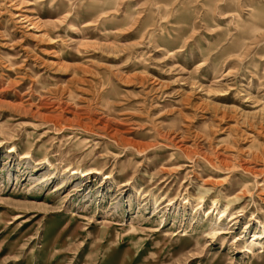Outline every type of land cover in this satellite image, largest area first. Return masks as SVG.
Instances as JSON below:
<instances>
[{
	"label": "rangeland",
	"instance_id": "obj_1",
	"mask_svg": "<svg viewBox=\"0 0 264 264\" xmlns=\"http://www.w3.org/2000/svg\"><path fill=\"white\" fill-rule=\"evenodd\" d=\"M262 229L264 0H0V264H264Z\"/></svg>",
	"mask_w": 264,
	"mask_h": 264
},
{
	"label": "bare ground",
	"instance_id": "obj_2",
	"mask_svg": "<svg viewBox=\"0 0 264 264\" xmlns=\"http://www.w3.org/2000/svg\"><path fill=\"white\" fill-rule=\"evenodd\" d=\"M110 1H114V0H110ZM118 3V2H117ZM107 13V12H106ZM16 18H18L19 16H15ZM21 18H22V16H21ZM26 18V17H25ZM28 20V19H27ZM27 22V21H26ZM32 24V23H31ZM30 25V24H29ZM214 210V209H213ZM223 212V211H222ZM222 214V213H221ZM220 222V221H219ZM219 222H218V224H219ZM215 222L213 223H210L209 225H213V226H215ZM208 225V224H207ZM207 227V226H206ZM262 230H264V229H262ZM262 234V233H261ZM167 235V234H166ZM256 240V239H255ZM254 245H261V243L260 242H258V241H254V243L252 242L251 243V245H250V247H252V246H254Z\"/></svg>",
	"mask_w": 264,
	"mask_h": 264
}]
</instances>
